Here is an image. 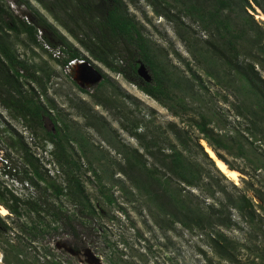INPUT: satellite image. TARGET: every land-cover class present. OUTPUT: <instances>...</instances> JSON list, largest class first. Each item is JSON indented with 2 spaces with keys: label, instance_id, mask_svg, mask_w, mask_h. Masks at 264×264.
<instances>
[{
  "label": "trees",
  "instance_id": "trees-1",
  "mask_svg": "<svg viewBox=\"0 0 264 264\" xmlns=\"http://www.w3.org/2000/svg\"><path fill=\"white\" fill-rule=\"evenodd\" d=\"M36 1L86 54L60 35L43 16L38 15L36 24L28 22L0 0V105L9 110L11 116L22 118L26 128L35 133L36 129L43 128L44 114L53 118L55 130L47 131L45 140L53 143L50 162L54 161L61 167L67 188L44 174L38 158L30 153L25 143L20 142L25 150L24 160L32 170V175L25 174L22 181L29 180L38 187V180H41L52 189L56 198L70 196L75 203L90 207L86 204L88 198L79 177L82 167L68 148L71 142H79V139L72 136L68 125L59 124V115L53 117L50 114V109L58 108L52 100H49V105L40 100V95L47 92L51 74L48 72L46 81H43L40 72L44 67L22 59L11 40L13 34H24L30 42L41 46L37 37L38 27L42 26L53 31L63 42L61 47L66 54L63 64L71 59L95 60L135 81L142 91L180 119L179 122L168 123L163 129L142 121H134L130 125L123 122V128L139 140L142 152L124 142L110 141L122 156L120 161L114 160L116 170L147 196L164 216L166 226L180 224L189 230L206 233L209 243L225 261L214 263L208 259L207 264H264L262 240L251 253L240 257L239 248L249 247L233 240L224 230L236 226L237 222L232 219L236 210L252 229L264 235V205H260L262 216L257 212L255 198L247 193V190H252L264 201V192L255 186L260 181L257 177L264 175V77L257 69L260 65L264 71V26L249 11H256L257 6L264 12V0H145L158 16L165 17L174 25L199 70L217 79L221 87H234L238 91L233 101H229L227 93L221 96L235 111L234 123L225 117L224 109L217 105L214 95L199 81L196 72L188 75L171 63L169 51L149 37L143 24L130 12L126 0ZM138 1L129 0L131 4ZM200 32L206 37L202 38ZM44 39L50 43L46 37ZM141 65L147 68L149 80L138 75ZM107 84L113 85L116 92L115 84L107 76L97 84V89L103 90ZM93 96L99 105L112 109L113 96ZM87 124L94 125L92 121H87ZM202 140L230 169L240 170L248 176V179L242 178L248 185L247 190L235 193L219 187L222 197H218L215 204H207L206 199L191 192V189H199L203 194L216 196L210 179L216 174L229 181ZM79 143L83 149L85 144ZM226 155L233 156L235 162ZM237 159L241 160V165L236 163ZM205 179L210 181L205 182ZM230 182L238 189L233 181ZM121 188L124 189L125 185ZM4 194L0 190V200L16 215H22L21 206L26 205L29 211L37 214L46 211L55 221L62 219L61 211L49 205L46 198L23 199L10 193L7 199ZM89 209L94 213L91 207ZM0 224H4L1 217Z\"/></svg>",
  "mask_w": 264,
  "mask_h": 264
},
{
  "label": "rangeland",
  "instance_id": "rangeland-1",
  "mask_svg": "<svg viewBox=\"0 0 264 264\" xmlns=\"http://www.w3.org/2000/svg\"><path fill=\"white\" fill-rule=\"evenodd\" d=\"M4 1L16 15L28 22L36 24L38 15L43 16L60 35L74 47H78L82 54H86L77 41L36 0ZM126 1L130 12L143 24L149 37L159 47L169 51L171 63L188 75L196 72L200 77L199 81L214 95L217 105L224 109L225 117L228 116L232 123L236 122L235 111L231 110L230 102H225L221 96L227 93L229 101H233L238 91L234 87H221L217 84V79L210 78L199 70L188 47L177 35L174 25L165 17L158 16L145 0H139L137 4ZM255 8L256 11H249L264 26V12L257 6ZM200 35L202 38L206 37L203 32ZM37 38L42 47L30 42L24 34H13L11 40L22 59L44 67L40 72L43 81H46L48 72L51 74L47 92L40 95V100L49 105L51 99L58 108L50 109V114L53 117L59 115V124L68 125L72 136L85 144L82 149L79 142H71L68 148L82 167L79 177L88 198L86 204L90 205L94 213L90 207L75 203V199L70 196L56 198L52 195V189L47 188L46 183L41 180H38V187L29 180L22 181L25 174L32 175V170L24 160L25 150L21 148L20 142L25 143L30 153L38 158L44 174L52 176L57 184L67 188L61 167L54 161L50 162L53 159L50 154L53 143L45 140L47 131L53 132L56 125L53 118L44 114L43 128L36 129L35 133L26 128L22 118L11 116L9 110L0 105V190L5 192L7 199L10 193L23 199L38 196L46 198L49 205L61 211L62 218L55 221L48 212L37 214L27 210L26 205L21 206L23 214L16 215L0 200V217L4 222L0 224V264H207L208 259H212L214 263H225L209 243L206 233L189 230L180 224L167 227L164 216L148 201L147 196L141 194L116 170L114 160L120 161L122 156L110 141L124 142L143 151L139 140L123 128V122L130 125L134 121H142L151 127L162 126L163 129L168 123L179 122L180 119L158 100L142 91L135 81L126 79L95 60H90L87 64H76V70L84 77L81 83L73 80L75 70L72 68L70 72L67 71L62 62L66 56L61 47L63 42L53 31L42 26L38 27ZM59 53H63L60 58ZM257 69L264 77L263 68L257 65ZM138 75L144 80L150 79L145 65L140 66ZM104 76L115 84L116 92L110 84L103 90L97 89V84ZM218 92L221 93L220 96ZM93 95H103L106 98L113 96L115 101H112V109L99 105ZM87 121H92L94 125H88ZM226 156L235 162L233 156ZM240 162V159L236 160L239 165ZM204 167L208 168L207 165ZM237 171L240 173L238 179H232L227 174L229 181L216 174L210 179L214 183L216 196L203 194L199 189H191V192L206 199L207 204H215L216 199L222 197L219 187H226L228 191L235 193L247 190L248 185L242 178L248 179V176ZM257 179L260 181L255 186L264 192V175H259ZM210 180L205 179V182ZM123 185L124 189L121 188ZM8 191L11 192L6 193ZM247 193L255 198L257 212L263 216L260 205H264V201L252 190H247ZM1 206L8 210L4 215L1 213ZM232 219L237 222L236 226L224 229L225 232L233 240L249 247L246 249L241 245L243 248H239L240 257L251 253L259 240L264 242V235L252 229L238 211L233 212Z\"/></svg>",
  "mask_w": 264,
  "mask_h": 264
},
{
  "label": "bare ground",
  "instance_id": "bare-ground-1",
  "mask_svg": "<svg viewBox=\"0 0 264 264\" xmlns=\"http://www.w3.org/2000/svg\"><path fill=\"white\" fill-rule=\"evenodd\" d=\"M262 18H264V15L262 16ZM201 142L205 146V149L209 152V154L215 159L217 166L230 178L238 179L240 173L236 169H230L223 160L219 159L218 156H216V153L209 147L205 140H202ZM7 212V208L5 206H1V213L4 215Z\"/></svg>",
  "mask_w": 264,
  "mask_h": 264
},
{
  "label": "built area",
  "instance_id": "built-area-1",
  "mask_svg": "<svg viewBox=\"0 0 264 264\" xmlns=\"http://www.w3.org/2000/svg\"><path fill=\"white\" fill-rule=\"evenodd\" d=\"M61 52H63V51H61ZM62 54L59 53L58 57L60 58V55H62ZM81 62H83V60H81V59H71L65 64V69H67V71L70 72L72 68L75 70V74L73 76V80H77V81L79 80L80 83L83 81V76L76 70V68L78 66V65L76 66V64H79Z\"/></svg>",
  "mask_w": 264,
  "mask_h": 264
},
{
  "label": "clouds",
  "instance_id": "clouds-1",
  "mask_svg": "<svg viewBox=\"0 0 264 264\" xmlns=\"http://www.w3.org/2000/svg\"><path fill=\"white\" fill-rule=\"evenodd\" d=\"M81 60H83V62H85L86 64L88 63V62H90L89 60H86L85 58H81ZM82 63V62H81ZM79 73H80V71H78ZM84 77V76H83Z\"/></svg>",
  "mask_w": 264,
  "mask_h": 264
},
{
  "label": "water",
  "instance_id": "water-1",
  "mask_svg": "<svg viewBox=\"0 0 264 264\" xmlns=\"http://www.w3.org/2000/svg\"><path fill=\"white\" fill-rule=\"evenodd\" d=\"M213 150V149H212ZM208 152V151H207ZM217 156V155H216ZM212 157V156H211Z\"/></svg>",
  "mask_w": 264,
  "mask_h": 264
}]
</instances>
